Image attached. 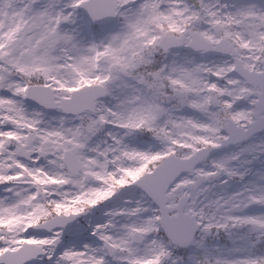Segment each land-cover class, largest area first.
<instances>
[{
	"label": "snow or ice",
	"instance_id": "6c2138e0",
	"mask_svg": "<svg viewBox=\"0 0 264 264\" xmlns=\"http://www.w3.org/2000/svg\"><path fill=\"white\" fill-rule=\"evenodd\" d=\"M0 264H264V0H0Z\"/></svg>",
	"mask_w": 264,
	"mask_h": 264
}]
</instances>
